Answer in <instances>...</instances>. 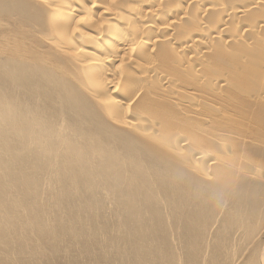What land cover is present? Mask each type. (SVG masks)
I'll list each match as a JSON object with an SVG mask.
<instances>
[{
  "label": "bare ground",
  "instance_id": "6f19581e",
  "mask_svg": "<svg viewBox=\"0 0 264 264\" xmlns=\"http://www.w3.org/2000/svg\"><path fill=\"white\" fill-rule=\"evenodd\" d=\"M35 1L39 4V7L40 6L44 7V9L46 10V13L48 14L46 18L44 17V19H45L46 23H47V20H48L50 22V24L52 25L51 27H48L49 28L48 30H50L51 34L50 35H46L45 34L43 36L44 40L49 42L48 46L50 45L52 48H54V50L53 49H49L48 50L46 48L47 52L51 56H52L51 52L54 53V54L58 52V53H60L61 57H59L58 53H57V55H54V56H58V58H62L61 61H64V60L68 61L69 60V63H70V59L62 57V56L66 57L67 56L66 54H69V56L72 57L71 60L76 63V69H75L76 70V74L74 76H71V77H69L66 74L68 77H65L63 74L66 73V70H65L64 73L63 72L60 73V71H62L64 69L60 70V68H58L59 65L56 66L53 63L54 62V58L51 59V62L53 61L52 63L50 62V60L48 61L49 55L46 52V56L48 57V59L47 58L46 59H47V61L49 63H51V64H49L50 66L47 67V65H46L47 61L45 62V58H44L45 57V52L43 50H42V53L43 52L44 53L42 54L39 51L35 52V50H31V49L29 50V48H23L22 46H20V50H23V51H20L19 50V45L20 44H17V41H20V40H18L20 38H18L17 40L15 39L17 45H15V42L14 43L12 42L13 40H11V42H10V40L9 41L7 40L8 42H6L5 45H3L2 48H0V79L5 81V84H6L5 87L4 86H0V156L2 154H4V155H6V157H9L8 159H5L6 162H5V160H1L0 164H2V166H6L7 169H10V172H11L12 175H13V172L16 175V176L15 175L12 176V175H10V173L7 174L8 173L7 172L6 175L8 176V180H10V178H9V175H10V177L11 176L14 177V180L18 181V178H20L19 180H23L24 181L22 183V185H21V186H23L22 190L20 189V186H19V190H16V192H17L16 195L19 194L20 196H22L24 194H27V196H29L30 195L29 191H27L26 189H24V191H23V188H26L27 186L30 187V185L33 186V184L39 183L40 178L38 177V173L37 172L46 171L47 170V169L43 170V165H41V163L46 161V160H44L45 156L48 155V157L50 159V161H49V163H50L51 160L53 161V159L57 160V158H58L57 154L60 152L61 155H59V156L63 157L62 161L59 158V160L61 162V166H63V170H61V171H64V173H67L68 177L70 179H75V180H79V181L81 179L85 180L86 184H91V182L96 181L98 178H99L98 181L100 182V179L105 178V177H107V178L104 179V180L102 179L104 182L101 181L103 184H100V185H102V186L104 185V183H105V186H106L107 182L110 183L111 181H114L115 182L114 184L110 183L111 187H113L112 185H116L118 183L120 185H118V186L116 185L117 187L122 186V185H127V186L129 185V187L131 189L132 188L135 189V187H136L137 190H139L137 188L139 185L136 186V183H139V184H141L143 182L145 183L147 180L152 182V183L153 182L156 183V181L159 180V182L163 183V186L165 185L167 187V189L165 191V193L167 192V195H165L166 199L164 198L165 196H163L165 194L164 192L161 193V194H163L162 195L163 198H162L161 195H159V192H161L162 190L159 191L160 189H158L159 188L158 186H156V190H154L152 188L154 191H150V193H146V194L149 195L151 198H157V201L160 200V201L156 202V205L164 204L163 206H165V205L167 206V210H168L167 211V219L165 218L166 216H164L165 215L164 214L162 216L164 218H161V219H158V220H161L160 221L161 225L165 224V223L169 224V228L170 229L169 228L168 229L170 230V233H171V236H172L173 240L171 239L172 243H167V244H171L170 255H169L170 256V261L169 262H171V260H172V264H176V261L178 262V264H264V34H261V36L258 37V35L260 34L259 31H261L259 29L263 28V33H264V23L262 25L260 24L259 26L256 23L255 25H257V27L254 26L255 28L253 26L251 28V26H250V28L252 30H253V28L254 29H258L257 31L253 30L254 31L253 34H256L255 32H257V34L255 35L257 37H252L250 40L248 39L249 41L245 40L247 42L244 41V38L238 39V40L244 41L245 44H243L242 41L241 42L238 41L237 49H236L235 53L233 54L234 58H233V67H232V69L229 70V71H226L224 73L222 72L221 74H219V76L217 77L216 85L214 87L212 86L213 89H210L209 91H206V93H207L206 96H205V93H204L203 100H202V107H201L202 108V112L200 113L201 114L200 116H202L201 121L200 120L198 121V120H195V119H193V121H192L190 119H187V121L188 120H190V121H188V123L185 122V123H187L186 125L183 124V126H185V128L183 127L184 128L183 139H182V136H180V135H178V136L181 137L180 139L183 140L182 142H184V143L181 142L182 144H184L183 146H185V148H183L184 151L183 152L181 151L182 153L177 154V155L170 152L169 153V157L167 156L168 157L167 160H166V158L163 159L162 156L161 157L158 156L159 158H157V159L161 158L162 160H164V161H162L160 159L163 163L165 162V160L168 161V163H169V165H168L169 168H168V172H167V179H166V177L165 178L163 177L165 175H161L159 172H156V169L154 168L155 166H153V167L151 166L149 168L148 166H146L144 164V162H141L138 159H137V161H132V160L129 159L130 153L128 154L129 157L126 158L124 155H122L120 153L121 151H115L114 149L110 148L109 146H107V147L103 146V143H100V141L95 140L93 135L87 136V135H83V134L81 135L80 133L75 135V136H78V135L83 136L82 139H85L84 143H83V141L80 142L81 139H80V141L78 139H75V140H78V141L73 140L72 137H75V136L66 135L65 132H63V130H62L63 128L62 129L61 128L57 129V128H55L53 126V125H56L57 123L56 124L55 123L52 124L53 123L52 121L58 122L57 120H55L54 113H52L53 114V118H54V120H52V118H51V120H52L51 122L52 123L46 122V121H48V119H46V118H45L46 121H44L45 119L43 120V118H42V116L45 115V113H44V115H42L44 109H42V107L37 104L38 103L37 100L39 99V97L41 99V98H43L41 96H43L45 94V92H44L43 95H40L39 94V90H42V88H43L42 86L45 85V87L48 86L50 88V90H51L50 91V95H51V97L53 96V99H54L53 101H55L57 99V101L59 100L60 103L62 102V103L67 104V106H70V109H72L71 107H76L77 110H78V108L79 109L82 108L81 109V113H83V111L85 112V110H83V109H85V107L87 109V106H85L84 103H82V102H85V104H88V102H90V100L89 101L85 100V101L81 102V100L79 101V99H81V98L77 97L76 95L77 94L78 95H82V93L84 92L91 98V100H92L91 102L92 103L94 102L96 104V106L99 109H101L106 115L108 114L112 118V120L115 119V118H118V116L127 114V112H126V110L124 108L123 109L125 110V113H123V112L121 113V111H122L121 109L122 108H116L117 105L114 104L115 101L114 102H110V100L111 101L114 100L113 98L111 99V96L115 92L116 87L118 86V84L120 83V82L118 83V81H120V79H118V78L121 77L120 74H118V76H119L118 78L115 77V75L121 71L122 67L124 66L123 64L126 63V62H129V60H130L129 59L130 57L128 56L129 54L127 55L129 58L128 57L126 58V54L128 52L130 53L131 50L134 51L137 48L140 49V47L142 46V45H140V47H138L136 45V43L134 42L135 40L137 42V39H139V37H138L139 35L138 34L140 32L138 33V31L137 32L135 31L136 36L138 38L137 39L133 38V36L135 37V35H134L135 33H134L133 27H134V25L136 26V24L138 25V23H139V21H138V23H136L137 22L136 19H138L139 16H136L137 12H135V11H137V9H134V7L135 6L137 7L138 5H135L134 7L132 5L131 10L128 8V11L125 10L126 8H123V7L120 9V10L124 9L127 12H131V11L134 10V12H135L134 16L137 17V18L134 17V19L136 20V22H135L136 24L134 23V25H131L132 29H133V30H131L130 24H132L133 22L129 23V20H126V19H128L126 16L127 15L129 16V14L126 15L125 14L126 12L124 13V10L121 12L118 9L120 12L118 10L115 12L112 9H110L108 7V4L111 1L110 2L106 1V2H108L107 5H106V3L102 2V3H104L103 4L104 7H102V8L100 7V6H102V4L98 3L101 0H35ZM136 1L137 0H135V2ZM146 1L143 0V2H145V3L141 2V4H140L141 5V9L144 8L143 7L144 5L145 6L148 5V4L146 5ZM153 1L154 0H151V2H153ZM175 1H177V0H175ZM181 1L180 2L178 1V2L182 3ZM185 1H184V3H185ZM198 1H200V4H201V0H198ZM210 1L212 3H210L209 7L211 8V4H213L214 1L213 0H210ZM219 1H217V2L219 3ZM251 1H253V0H250L249 2L251 3ZM261 1H264V0H261ZM130 2H131V0L129 1V4H130ZM195 2L198 3L196 0H195ZM195 2H194V4H196ZM204 2L202 0V3H204ZM220 2H221V4L216 3V5L219 6V7H220V5H223L222 1H220ZM249 2L246 4V5H248V7H249V4H250ZM256 2L257 1L255 0L252 3H256ZM258 2L256 3L257 5H259ZM139 3L140 2L138 1V4ZM142 3H143V5H142ZM205 3H207V1ZM205 3L203 4V8H204ZM208 3H209V1H208ZM208 3H207V5H208ZM200 4H197V6L200 5ZM19 5H21V4H19ZM28 5L30 6V4H27V9L28 10L27 9L25 10L26 13L29 10L31 12L32 11L31 9L33 8V6H32L31 9H30L28 7ZM33 5H35V4L33 3ZM115 5H116V3H115ZM154 5L152 3L151 6H154ZM178 5H180V4H178ZM213 5L214 6H212V7L215 8L216 7L215 4H213ZM231 5L233 6L234 4H231ZM257 5H256V7H257ZM109 6H111V4H109ZM156 6H157V4H156ZM242 6H243L242 8H246V9L248 8L247 6H245V3ZM97 7H100L102 9V10H100L101 11L100 14L103 17V19L101 18L103 22L102 23L99 22L100 26H102V24H104V26H109L110 27V25L113 22H115V23L118 22V20L120 18L119 15H122V13H124L126 15L125 16L126 19H125L124 22L121 23V21H123L124 15L122 16V19H120V23H119L120 27L117 26L118 24L112 26V27H116V28L118 27L116 29L117 30L116 33H115L116 30H114V32H113L114 34H110L109 35V34L106 33L107 34L106 35L105 32H103V29L101 30V28H98V25H97V28H96V26L95 27L89 26L90 24H94V20H93V22L90 21L92 19L89 20V15L90 14L93 15L92 11L94 9H96ZM111 7H113V6H111ZM200 7H202V6H199V8ZM147 8H148V6H147ZM147 8H146V10H148ZM151 8H153V7H151ZM225 8H227V7H225ZM229 8H231V7H229ZM229 8L227 9V11L229 10L228 13H231L230 10L232 8H234V7H232L231 9H229ZM149 9H150V6H149ZM183 9H185V8L184 7L182 8V6H181L180 10H182V11H181L180 14H183L182 13ZM186 9H188V8H186ZM246 9H244V10H246ZM250 9H251V7H250ZM40 10H39V12H40ZM42 10H41V14L40 15H42ZM159 10H160L159 7H157L156 9H151L149 12L146 11L145 12L146 15L145 14L144 15L146 16V18L149 17L150 19H154V18H156L157 13L159 12ZM169 10L171 11V8H169ZM173 10H174V8H173ZM207 10H208V8H207ZM238 10L239 9H237V11ZM240 10L242 11L241 8H240ZM144 11H143V13H144ZM176 11L177 10H175L174 14L172 12V14L175 15ZM178 11H179V9H178ZM202 11H205V10L203 9ZM227 11L225 10L224 12L227 13ZM231 11H233L234 13L237 12V11H235V9H232ZM241 11H238V12H241ZM30 12H28L27 14L31 15L32 13L30 14ZM36 12H38V11H36ZM179 12H178V14H179ZM118 13H121V14H118ZM138 13H141V12L138 11ZM204 13H206V11ZM232 13L230 15L231 18H232ZM241 13L243 14L244 11L241 12ZM33 14H34V12H33ZM185 14H186V12H185ZM222 14H225V13L222 12ZM28 15H25V16H27L26 18H28ZM44 15L45 14L43 13L42 17ZM101 15H100V17H101ZM160 15L162 16V14H160ZM168 15H167V19H168ZM173 15H172V18L174 17ZM183 15H179V16H183ZM216 15H218V14H216ZM228 15L226 14L225 17L228 16ZM132 16H133V14H132ZM142 16H143V14H141V17ZM236 16H237V14L235 15V17ZM10 17H11V15H10ZM177 17H178V15L176 17H174V18H177ZM37 18H39V17L37 16ZM98 18H99V15H98ZM216 18L218 19L217 16H216ZM219 18H220V16H219ZM228 18H230V17H228ZM25 19H24V21H25ZM30 19L31 18L29 17V21H30V23H32ZM34 19L35 18H33L32 20H34ZM101 19H99V20H101ZM134 19L132 18L133 21H134ZM160 19H161V17H160ZM162 19H163V16H162ZM19 20L20 19H18V21ZM157 20H159V19H157ZM178 20L175 19V21H177V22H178ZM191 20L194 21V19H191ZM24 21L21 20V22H23V23H24ZM26 21H27V19H26ZM130 21H131V19H130ZM167 21H169V19ZM221 21H222V24H223V16H222V20ZM226 21H231V20H227L226 19ZM226 21H225V23H226ZM34 22H36V21H34ZM90 22H92V23H90ZM164 22L166 24V21H164ZM95 23L98 24V22H95ZM199 23H200V25H203V24L205 25V23H203V24H201V22H199ZM235 23H236V21H235ZM235 23L233 25H237ZM237 23H239V22H237ZM243 23H244V21H243ZM258 23H260V22H258ZM50 24H49V26H50ZM219 24L220 23L218 22V25ZM21 25H23V24H21ZM31 25H34V24L32 23ZM157 25H155V24L153 25V23L151 24L149 20L145 19L143 24H142V29L143 30L148 29L150 31H153L154 35L157 34V37H158V33H156V32H157V30L159 31V29H160L161 32H165V36H166L167 31L170 30V26H167L168 25L167 24V25H165L166 27H161V26H159L161 24H159L158 25L159 28H156ZM200 25H199V27H200ZM216 25H217V23H216ZM206 26H208V25H206ZM27 27L28 26H25L24 28H27ZM109 27L107 29L108 32H109L110 29L112 31V27L111 28H109ZM209 27H211V26H208L207 29H209ZM223 27L221 28L222 30H223ZM250 28H248L249 31L251 30ZM39 29L41 30V27ZM45 29H46V27H45ZM104 29H105V27H104ZM202 29H203V27H202ZM202 29H201V31H203ZM221 29H220V31H222ZM237 29H239V28H237ZM107 30H105V31L107 32ZM124 30L130 31V34L131 33L132 34L130 35V34H128L129 33L128 31L126 32ZM143 30H141V31H143ZM211 30H212V28L210 29V31L207 30V32H210V33L215 32V31H217V28H215L214 31H212V32H211ZM218 30H219V27H218ZM27 31H28V28H27ZM30 31H32V30H30ZM30 31H29V34L31 35ZM124 32H126L129 36L128 35L126 36V33H124ZM244 32H245V30H244ZM18 33H19V31H18ZM21 33H22V30H21ZM142 33H144V32H142ZM168 33H169V31H168ZM195 33H197V32H195ZM199 33H201V35H202V32H199ZM217 33H218V31H217ZM250 33H252V32H250ZM14 34H16V33H14ZM57 34L61 36V40L62 39L64 40L62 42L63 43L66 42L67 45L63 44L61 42L62 45H63V47H61L60 44L57 43V42H60V39H58L59 41H57ZM124 34H125V36H124ZM208 34L209 33H207L206 35H208ZM212 34H209L208 36H210ZM216 34H215V36L213 35L215 38H216ZM219 34H222V33L219 32ZM32 35H31V39H32V37H34ZM150 35H148L147 37H149ZM197 35H199V34L197 33L195 35L196 38H197ZM234 35H235V33H234ZM236 35H238V34L236 33ZM18 36H20V35L18 34ZM24 36L26 37V35H24ZM141 36H143V35H141ZM188 36H189V34H188ZM213 36H212V38H213ZM218 36L220 37V35H218ZM247 36H248V34H247ZM14 37L16 38L17 36H14ZM14 37H13V39H14ZM202 37H204V36H202ZM232 37H234L233 34H232ZM237 37H235L236 40H237ZM28 38H27V40L29 41ZM204 38H203V41H205ZM212 38H209V39L213 40ZM220 38L222 39V37H220ZM220 38L218 40H220ZM238 38H240V37H238ZM74 39L77 40L76 42H78V39H80L81 41L80 40L79 41L81 42V44L77 45V43L73 41ZM148 39L151 40L152 38L149 37ZM173 39H175V37ZM188 39H191V41L188 40ZM192 39H193L192 37L191 38L187 37L186 40L184 41L185 42L184 44L186 45L188 41L192 42ZM229 39H230V37H229ZM233 40H234V38H233ZM25 41L26 40L24 39V42ZM154 41H157V40L154 39ZM196 41H197V39H196ZM203 41H202V39H201V42H200V40H198V42H200V43H203ZM73 42L76 43V44H72ZM139 42H141V41H139ZM180 42H177V43L182 44ZM220 42L222 44H224L223 41H220ZM22 43H23V41H22ZM22 43H21V45L24 44V43L23 44ZM32 43H34V42H32ZM36 43H37V41H36ZM143 43H144V41H143ZM155 43H153V47L154 48L156 47L154 45ZM170 43H173V41L170 42ZM174 43H176V42H174ZM25 44L27 46V42H25ZM30 44H31V42H30ZM69 44H70V46L72 45V48L70 46H68ZM144 44H143V46H144ZM195 44H197V45H193L192 44L193 45L192 48L191 49L189 48L192 52H193L192 49L196 50V48H193V47H198L199 46L198 43H195ZM151 45L152 44L150 43L147 46L152 47ZM203 45H206V44L203 43ZM143 46L141 48H143ZM21 47H22V49H21ZM146 47H145L144 50L147 49ZM180 47H183V46L180 45ZM32 48H34V47H32ZM139 49H137V50H138L139 53H141L142 51L140 50L141 51L140 52ZM185 49H186V47H185ZM207 49H209V48H207ZM222 49H223V47H222ZM179 50H180V48H179ZM182 50L183 49L181 48L180 52ZM134 52H137V51H134ZM144 52H146L145 54H147L148 51H143V53ZM188 52H190V51H188ZM178 53H179V51H178ZM186 53H187V50L183 54H186ZM179 54H181V53H179ZM147 55H148L147 57H146V55H145V57H144V55H142V56L144 58L149 59V56L151 55V53H149ZM178 55H177V58H178ZM135 56L137 57L138 55H135ZM151 57L153 58V56H151ZM156 57H155V60L157 61ZM131 58L134 59L133 57H131ZM185 58H186V56H185ZM141 59H143V58L141 57ZM131 60H130V62H131ZM150 60H152V59H150ZM150 60H148V62ZM132 61L134 62V60H132ZM144 61H145V59H144ZM144 61H142V62H144ZM67 64H68V62H67ZM150 64H153L152 61H151ZM154 64H155V62H154ZM139 65H140V63H138L137 66L136 65H134V66L138 67ZM150 66H148V70H149ZM200 66L202 67V65H200ZM144 68L146 69V67H144ZM190 68H191V66H190ZM139 69L141 70V68H139ZM152 69H155L154 71L158 70L156 68H152ZM95 71H97V73ZM137 71H139V70H137ZM147 73H148V71H147ZM147 73L145 72L146 75H148ZM142 74H144V73H142ZM165 75L166 74H164V76ZM148 76H150V75H148ZM160 76H162V75H160ZM141 77H143V76H141ZM167 77L168 76L166 75V78ZM136 78H138V77L135 76L133 79H136ZM130 79H132L131 76H130ZM172 79L173 78H171L170 82H172V84H175V82H174L175 79H174V81ZM142 80L145 81L144 78ZM161 80H162V78H161ZM166 80H168V79H166ZM3 81H1V82L3 83ZM163 81H164V79H163ZM170 82L168 81V83H169L168 84L167 81H166L168 86L169 85L171 86ZM28 84L31 87L30 90H29L30 87L28 86ZM40 87H42V88L39 89ZM46 89H47V92H48V88H46ZM44 90H45V88H44ZM70 90L71 91L73 90V91L70 92ZM161 90H163V89H161ZM74 91H75V93H74ZM79 91H81L82 93H80ZM135 92H133V94ZM17 93H19L18 95H20L21 98L20 97L18 98L16 96ZM28 94H31V95L34 96L35 101H36L35 103L37 104V105H35V103H34L35 106L32 105L33 104V99H32V104H30L31 110H30L29 104L25 103L24 101H22V99L23 100L24 99L27 100V98L30 97V96H28L26 98V95H28ZM46 95H48V93ZM130 95L132 96V93ZM141 95H142V93H141ZM22 96L24 98H22ZM54 96H55L56 99L54 98ZM49 98H50V96H49ZM50 99H52V98H50ZM50 99H49V101H51ZM151 100H155V99H151ZM49 101L47 100V103ZM119 101L117 103L118 107H121V106L123 107V104H127V102L126 103L122 102V104H121V103H119ZM128 102H130L129 106H131L130 105V104H132L131 100L128 101ZM111 103H112L113 106L111 105ZM50 104L53 105L52 103H50ZM119 104L121 106H119ZM80 105H83V106H80ZM32 106H33V109H32ZM93 106H95V105H93ZM89 107H91V106L89 105ZM113 107H115V108H113ZM124 107L126 108V105ZM47 108H49V103H48V107ZM52 108H54V107H52ZM55 108H57V106ZM129 108L127 110L129 112L128 114H130ZM117 109L121 110V111L119 110L121 114L118 113ZM55 110H57V109H55ZM77 110L73 109V111H77ZM62 112H63V110H62ZM67 112H68V110H67ZM152 112H154L156 115L160 116L159 113H157L155 111H152ZM57 113H58V110H57L56 114ZM96 113L98 114L99 112L97 111ZM116 113H118V115ZM85 114H87V112H85ZM72 115H75V114L72 113ZM65 116H66V114H65ZM100 116H101V114H100ZM109 116H107V117H109ZM137 117L139 118V116H137ZM152 117H153V115H152ZM58 118H59V115H58ZM61 118H62V116H61ZM120 118H122V116ZM133 118L135 119L136 117H133ZM143 118H144V116L142 117V119ZM82 119H83V117H82ZM122 119L123 120H121V121H119L120 120L119 119L118 122H120L121 124H123L124 126H127V127H135L134 126L135 124H134L133 121L130 122L131 120L129 121L127 118L126 119L128 121H126L124 118H122ZM144 120H145V122H142V120H141V122L143 123V126H145V123L147 122L148 119L146 120V118H145ZM151 120L152 119L149 120L150 124L153 122V120L152 121ZM134 121L137 122L139 120H134ZM172 121H173V119H172ZM68 122H69V120H68ZM155 122L152 123V126H153V124L154 125L156 124ZM178 122H179V120H178ZM182 122H183V120H182ZM137 123H140V122H137ZM149 123L147 122L146 126ZM162 125H163V123H162ZM178 125H179V123H178ZM178 125L177 126L175 125V127H179ZM143 126H142V128H144ZM70 127H72V126H70ZM147 127L151 128V125L147 126ZM147 127L144 128V129L145 130L148 129ZM156 127H158V126L156 125ZM103 128H104V130H102V131H105V127H103ZM135 128L139 129V126H136ZM144 129H141V130H144ZM149 129H148L147 132L144 130L146 132V134L150 131ZM179 129H180V127H179ZM65 130H67V128L64 129V131ZM159 130H160V128H159ZM17 131L21 132V133L23 132L24 135L22 134L21 137L18 136L16 134ZM97 131H98V127H97ZM155 131H156V129L155 130L151 129L150 132L153 134V133H155ZM14 133L18 137L15 138V136H12V138L14 137V139H11V135L14 134ZM156 133H157V131H156ZM146 134H144L143 136H145ZM149 134L150 133H148V135ZM25 135H27V136H25ZM148 135H146V136H148ZM22 136H24L25 138L22 137ZM151 136H148V137H151ZM178 136H176V137H178ZM61 137L62 138L65 137L66 141H68V142L65 143V142H63V140H62V142H60L61 141V139H60ZM96 137H98V136H96ZM106 137H107V135H106ZM155 137H156V135H155ZM159 137H160V135H159ZM111 138L113 139V137H110V139ZM153 138L154 137H151L149 139L147 138L148 141H149V142H147V144H149L150 146H152L155 149V147L157 148V145H156V142L154 141ZM57 139H58L59 143H57ZM175 140H177V139L175 138ZM64 141H65V139H64ZM85 141H86V143H85ZM157 141L160 142V140H158V139H157ZM125 142H127V141H125ZM159 142H157V144ZM18 143H20L21 146L25 145V147H23L24 149H22L21 146L19 148ZM182 144H181V146H182ZM169 145L173 146L172 144H169ZM128 146H130V145H128ZM2 149H6V150L5 151H1ZM27 149H28V151L30 149L31 152L29 151L30 153H28V152L26 153ZM135 149H136V147H135ZM146 149H148V148H146ZM140 151L141 150H139V152ZM150 151H149V153H150ZM170 151H172V149ZM131 152H132V150H131ZM85 153H87V154L89 153V154L93 155L92 159H94L96 161L92 160L91 162H93V163L95 162V165L93 163H91L90 161L87 162L88 159L87 160L85 159L86 158V156H85L86 154ZM154 154L155 153H153V156H154ZM51 155H52V157L50 158ZM157 155H159V154H157ZM173 156H175V157H173ZM133 157H134V155H133ZM25 159H27V161ZM131 159H133V158H131ZM29 160H32L33 161V162L31 161L32 164L36 165L35 168H29L32 171V172H30L31 176H27V175H24V174H19L20 172L18 173V171H20V170H18L17 167H19V165H21L22 162H24V161L28 162V164H29V162H30ZM134 160H135V158H134ZM89 162L91 163V165H89L90 164ZM76 163H78V166L81 167V170H80L81 175L80 174L78 175L76 173L77 171L75 172V169H73L75 167H73V168L71 167L72 165L73 166L76 165V167H77ZM45 164H48V162L45 163ZM23 165H25V164H23ZM165 165L166 164H164V166ZM39 166H40V170H39ZM157 167H159V166H157ZM3 168H5V167H3ZM121 168H124V169H121ZM27 169L25 168V170H27ZM120 169L121 170H125L126 169L128 171L130 169L131 172H132V170L136 171V172H139V175H134L133 176V174H132V176H131V174H129L131 176V178H134L131 181L130 178H129L130 180H128V177H127L128 172H125V171L122 172ZM76 170H77V168H76ZM146 170H147V172L152 171L153 178H151V176H150L151 174L149 176L146 175ZM27 171H25V172L27 173ZM103 172H105V173H103ZM42 173L43 172H41V174ZM45 174H46V172H45ZM19 175H20V177H19ZM28 175H30V174H28ZM42 176H44V175H42ZM60 177H61V175H60ZM28 178L31 179L30 181H32V182H30V183H33V184L28 185V183H26L27 181H25V180L26 179L28 180ZM8 180L6 179V180L3 181L4 182V184H3L4 186H7V187L10 186L11 183ZM151 180H154V181H151ZM58 182L60 183V181H58ZM80 182H82V181H80ZM99 182H97V184H99ZM132 183H134L135 186L133 185V187H131L130 184L132 185ZM82 184H85V183L82 182ZM143 184H141V187H142ZM42 185H41V187H42ZM92 185H90V186H92ZM145 185H146V183H145ZM80 186H82V185H80ZM83 186H86V185H83ZM116 186H115V188H116ZM127 186L125 188H127ZM149 186H151V185H149ZM7 187H6L7 190L2 193L3 197L5 198V202L11 203L13 205V207H15L16 213L18 211H19L18 213H20V209L22 207L25 210V205L26 204H25V202L22 201L23 199L20 196L18 197V195H17V197H16V195L14 196V192L12 190H14L15 187H14V189L13 188L10 189V188H7ZM95 187H98V185H96ZM166 187H164V188H166ZM84 188H87V187H84ZM115 188L113 187L112 191L115 194H119V193H117L118 191H116V189L118 190V188H116V189ZM140 189L142 190V188H140ZM101 190H103V189H101ZM110 190H111V188H110ZM120 190H119V192L121 193ZM126 190L127 189H125V191ZM35 191H37V186H36ZM106 191H107V194H108V190H106ZM112 191H110V192H112ZM130 191L131 192H129V191L128 192H123V188H122V192L123 193L121 195L119 194L118 196L116 195L118 197V198H116V200H118V201H116V202H118L117 205L120 204V207L125 210V214H126V218L125 219L122 216L123 218L121 219L122 221H120L119 225L121 227L126 226L125 228H127L129 226L132 227L134 225L132 223L133 221H136L137 223H140L139 222V216H141V211H139L141 209L140 206L137 208V206H135V203H134V202H136V198L139 197V194L141 192L140 191H139V193L135 192L136 193L135 194V193H132V190H130ZM39 192H41V191H39ZM87 192L89 193V190ZM142 192H143V190H142ZM32 193H34V192H32ZM41 194L42 193H40L39 195H41ZM34 195H35V193H34ZM24 196H26V195H24ZM111 196H112V194H111ZM30 197H32V195ZM143 197H145L144 194H143ZM158 197H160L162 200L158 199ZM35 198H37V197H35ZM103 199H104V197H103ZM1 200H2V202H0V206L3 205V199H1ZM33 200L34 199H32V201ZM35 200H37V199H35ZM55 201H57V200H55ZM137 203H139V202H137ZM143 203H141V204H143ZM34 204H35V202H34ZM56 204H58V203H56ZM153 204H155V203H152V205ZM37 206H39V205H37ZM27 207H29V205ZM32 207L36 211V205H34V206L32 205ZM156 207H159V205L156 206ZM143 209H144V207H143ZM162 209H163V207H162ZM2 210L3 209H0V221H2L3 223L6 222V221L8 222L7 218L8 217L10 218V215H8V214H6L4 212L2 213ZM21 210H23V209H21ZM28 210H29V208H28ZM35 211H33V213ZM149 211L151 212V210H149ZM156 211H155V209L152 208V213H155V214H153L154 216L157 214ZM165 212L166 211H164V213ZM11 214H12V212H11ZM27 214L29 215V213H27ZM36 214H38V213H36ZM160 214H161V212H160ZM34 215H35V213H34ZM21 216H23V215H21ZM160 216L156 217V218H160ZM11 217L13 218L12 215H11ZM30 217H32V215ZM155 217L153 218L154 220H156ZM37 218L38 217H36V219ZM151 218H150V220H152ZM21 219H22V217H21ZM165 219L167 220V222H165L166 221ZM33 220H34V217H33ZM162 220L163 221L165 220L164 221L165 223H162ZM29 222H31V220ZM157 222H156V224L159 223V222L158 223ZM22 223H24V222H22ZM154 223H155V221H154ZM5 225L7 227V225H10V223L5 224ZM12 225L13 224H11V226ZM119 225H117L116 228ZM166 225L167 224H165L164 227H166ZM137 226H139V225H137ZM21 227H24V225H22ZM131 227H130V229H131ZM164 227H160V228L164 229ZM152 228L153 227H151V229ZM11 229H14V228H11ZM134 229L139 233V235L141 233L145 232V231L141 232V230L143 228L142 229H141V227L138 228L135 225H134V228L132 230H134ZM144 229H145V227H144ZM161 229H160V231L163 232V229L162 230ZM18 230H19V228H18ZM127 230H129V229H127ZM169 230H166L167 233H168ZM166 231H164V232H166ZM178 231H180V235L176 236V237H178L176 239L175 238V234ZM11 233H12V231H11ZM5 234H6V232L4 233V236H5ZM9 234H10V232H8V234H6L7 236H5V237H8ZM14 234H15V232H14ZM12 235H11V238H16V237H12ZM142 235H144V234H142ZM149 236H151V234H149ZM149 236H148V238H149ZM156 237L153 235V238H156ZM144 238H146V237H144ZM153 238L151 240H153ZM160 238H162V237H160ZM160 238L158 237L157 240L159 239L161 241L162 239H160ZM168 238H169V236H168ZM18 239H20V238H18ZM136 240H138V239H136ZM157 240H155V241L157 242ZM165 240H167V239L165 238ZM176 240H180V242H181L180 246L178 245V247L175 246V243H177ZM146 241H147V239H146ZM155 241H153V242L156 243ZM6 242H8V239H7V241L5 239V242H3V244L6 243ZM1 244H2V242H1ZM104 244H106V243H104ZM129 244H131V243H129ZM151 244H152V242L150 243V245ZM178 244H179V241H178ZM151 246L154 247L153 245H151ZM157 246H158V244H157ZM157 246H155V247L157 248ZM89 247H91V246H89ZM132 247L134 248V246H132ZM108 249H109V247H108ZM114 249H115V247H114ZM124 249H125V247H124ZM160 249H161V247H160ZM90 250H92V249H90ZM153 250L154 249H152L151 251L152 252H157V251H155L157 249H155L154 251ZM107 251L109 252V250H107ZM127 251H129V250H127ZM160 251H158V252H160ZM166 251H167V249L165 250V252ZM90 252H88V253H90ZM133 252H134V254L136 253L137 256L142 254L141 253L142 251H137V252L133 251ZM133 252H132V254H133ZM121 255L123 256V253ZM121 255H120V257H121ZM124 255H127V252H126V254L124 253ZM146 255H149V254L147 253ZM163 255L164 254L162 253V256ZM167 255L168 254H166V256ZM130 256H131V254H130ZM132 256H131V258L134 259V256L133 257ZM153 256H154V254H153ZM155 256H157V257L159 256V258H161L158 253H155ZM164 256L162 257L163 260H161L163 262H161L160 264L164 263ZM120 257H119V260H120ZM143 257L146 258V256L142 254V258ZM131 258L129 259V262H130ZM139 258H141V256H139ZM152 259H153V257H152ZM134 260H131L132 263H135ZM142 260H145V259H142ZM124 261H126V258H125ZM136 261H137V259H136ZM147 261H149V259ZM158 261L157 262L153 261V263L155 262V264H156V263H158ZM167 262H168V260H167ZM169 262H168V264H169ZM140 263L142 264V261ZM140 263L138 262V264H140Z\"/></svg>",
  "mask_w": 264,
  "mask_h": 264
},
{
  "label": "rangeland",
  "instance_id": "374dc122",
  "mask_svg": "<svg viewBox=\"0 0 264 264\" xmlns=\"http://www.w3.org/2000/svg\"><path fill=\"white\" fill-rule=\"evenodd\" d=\"M25 3H24V2ZM27 0H0V48H2V46L3 45H5V43L6 42H8L9 40H10V42H11V40H13L12 42L14 43L15 42V45H17V44H20L19 45V50H20V46H22L23 48H29V50L31 49V50H35V52H37V51H39V52H41L42 53V50L45 52V62L47 61V59H48V57L46 56V52H47V49L49 50V49H53L54 50V48H52L50 45L48 46V43L49 42H47L46 40H44V35L46 34V35H50L51 33H50V30H48L49 28L48 27H51L52 25L50 24V22L47 20V23H46V21H45V19H44V17L46 18L47 17V13H46V10L44 9V7H42V6H40L39 7V4L35 1V0H28L27 2H26ZM106 1H108V2H110L109 4H111V6H113V7H111V6H109V4H108V2H106ZM130 1V0H129ZM129 1L127 0H101V1H99L98 3L100 4H102V6H100L101 8L102 7H104V3H106V5L108 4V7L110 8V9H112L113 11H117L118 9L120 10L122 7L123 8H126L125 10H127L128 11V8L131 10V8H132V5H133V7L135 6V5H138L136 8L134 7V9H137V11H135V12H137V15L136 16H139L138 17V19H136L137 20V22H136V20L134 19V10L133 11H131V12H127V11H125L124 9V13L127 15V14H129V16L127 15H125L124 13H122V15H119V20H118V22L117 23H115V22H113L111 25H110V27L109 26H104V24H102V26H100V24H99V22H103L102 21V19H103V17H102V15L100 14V10H102L100 7H97L96 9H94L93 11H92V14L93 15H89V20L90 19H92V20H90V21H92L93 22V20H94V24H90L89 26H91V27H95L96 26V28H97V25H98V28H101V30L103 29V32H105V34L107 33V34H114L113 32H114V30H116L118 27H120L119 26V23H120V19H122V16L124 15V18H123V21H121V23L122 22H124L125 21V19H126V17L128 18V19H126V20H129V23H132V24H130V26L131 25H134V23L136 22V23H138V21H139V23H138V25L136 24V26L134 25V27H133V29H134V33H135V31L137 32L138 31V37H139V39H137L138 37L136 36V33L134 34L135 35V37L133 36V38H136L137 39V42H136V40L134 41L135 43H136V45L138 46V47H140V45H142L143 46V44H144V46H143V48H141L140 47V49L139 48H137V49H139V51L141 52V53H139L138 52V50L136 49V50H134V51H137V52H134V51H130V53L128 52L127 54H126V58L128 57L130 60L132 59L131 57H133L134 59H132V60H134V62L131 60V62H130V60H129V62H126V63H124L123 65V67H122V69H121V73L119 72V73H117L116 75H115V77H119L118 76V74H120V76L122 77H119L118 79H120V81H118V86L116 87V90H115V92L112 94V96H111V99L113 98L114 100H110V102H114V104L115 105H117V107L116 108H122L120 111H121V113L123 112V113H125V110H126V112H127V114H124V115H121L122 116V118H124L126 121H130V122H134V126L136 127V126H139V129H136L135 127H127V126H124L123 124H121L120 122H118V120L119 121H121V120H123L122 118H120L121 116H118V118H115V119H113L112 120V118L107 114H105L101 109H99L97 106H96V104L93 102H91L92 100H91V98L86 94V93H82L81 91H79L80 93H82V95H76L77 97H80L81 99H79V101L81 100V102L82 101H85V100H87V101H89L90 100V102H88V104H85V102H82V103H84V105L85 106H87V109H86V107H85V109H83V110H85V112H87V114H85V112L83 111V113H81V109H79L78 108V110H77V108L76 107H71L72 109H70V106H67V104H65V103H60V101L58 100L57 101V99L55 98V96H54V98L56 99L55 101H53L54 99H53V96L51 97V95H50V88L48 87V86H46L45 87V85H43L42 87H40L39 89H41L42 88V90H39V94L40 95H43L44 94V92H45V94L43 95V96H41V97H43V98H41L40 99V97H39V99L37 100V104L38 105H40L41 107H42V109H44L43 110V113H42V115H44V113H45V117L44 116H42V118H43V120L46 118V119H48V121H46V119L44 120V121H46V122H48V123H52V124H56V125H53L55 128H63L62 130H63V132H65V134L66 135H73V136H75V135H77L78 133H80L81 135L83 134V135H87V136H91V135H93L94 136V139L95 140H97V141H100V143H103V146H105V147H107V146H109L110 148H112V149H114L115 151H121L120 153L122 154V155H124L126 158L127 157H129V159L130 160H132V161H137V159L138 160H140L141 162H144V164L146 165V166H148L149 168L152 166H155L154 168L156 169V172H159L161 175H165V176H163L164 178L166 177V179H167V172H168V168H169V163H168V161H166L167 160V158L169 157V153L171 152V153H173V154H180V153H182L184 150H183V148H185V146H183L184 144H182V143H184V142H182L183 140H181L180 138L181 137H179L178 135H180V136H182V139H183V131H184V128H185V126H183V124H187L188 123V121H190V120H192L193 121V119H195V120H200L201 121V119H202V116H200L201 114V112H202V100H203V96H204V93H205V96L207 95V93H206V91H209L210 89H213V87L216 85V81H217V77L219 76V74H221L222 72L224 73V72H226V71H229V70H231L232 69V67H233V54L235 53V51H236V49H237V45H238V41H242V40H238V39H241V38H244V41L245 40H247V41H249L252 37H257V36H255L256 34H257V32H255L256 34H253L254 33V31L253 30H255V31H257L258 29H254L255 27H257V25L259 26L260 24L262 25L263 23H264V1H261V0H256L257 2H258V4L259 5H257L256 3H252L253 1H255V0H253V1H251V3L249 2L250 0H220V1H222V3H223V5H220V7L219 6H217L216 5V3H218L217 1H219V0H213L214 1V3L213 4H215V6L217 7H212V6H214L213 4H211V8L209 7V5H210V3H212L210 0H203V2L205 1H207V3H208V1H209V3H208V5H207V3H205V5H204V8H203V4L204 3H202V0H201V4H200V1H198V0H196L198 3H196L195 2V0H177V1H175V0H154L153 2H151V0H144V1H146V5L148 6V8H147V6H143L142 8L143 9H141V2H143V0H137L136 2H135V0L133 1V0H131V2H130V4H129ZM135 3H133V2ZM138 1L140 2L139 4H138ZM169 1V2H168ZM181 1L182 3H179V2ZM184 1H185V3H184ZM189 1V2H188ZM192 1V2H191ZM219 1V3L218 4H221V2ZM251 4H249V7H248V5H246L248 2ZM30 2V3H29ZM102 2H104V3H102ZM114 2V3H113ZM191 2V3H190ZM194 2L196 3V4H194ZM239 2V3H238ZM242 2V3H241ZM247 2V3H246ZM33 3L36 5H33ZM97 3V4H98ZM115 3H116V5H115ZM118 3V4H117ZM143 3H145V2H143ZM143 3H142V5H143ZM152 3H153V5L156 3L157 4V6H156V4L154 5V6H151L152 5ZM227 3V4H226ZM244 3H245V6H247L248 8L246 9V8H242L243 6L242 5H244ZM262 3V4H261ZM19 4H21V5H19ZM27 4H30V6L28 5V7L31 9V7L33 6V8L31 9L32 11L30 12V10L28 11V12H30V14L31 15H28L27 13H26V9H27ZM32 4V5H31ZM122 4V5H121ZM178 4H180V5H178ZM194 4V5H193ZM197 4H200V5H198L197 6ZM231 4H234L233 6L231 5ZM255 4V5H254ZM26 5V6H25ZM140 5V6H139ZM193 5V6H192ZM241 5V6H240ZM256 5H257V7H256ZM38 6V7H37ZM125 6V7H124ZM128 6V7H127ZM149 6H150V9H149ZM180 6V7H179ZM181 6H182V8L184 7L185 9H183V14H180L181 13V11L182 10H180L181 9ZM199 6H202V7H200L199 8ZM208 6V7H207ZM253 6V7H252ZM24 7V8H23ZM35 7V8H34ZM151 7H153V8H151ZM157 7H159V12L157 13V16H156V18H154V19H150L149 17H147L146 18V11L147 12H149L151 9H156ZM179 7V8H178ZM224 7V8H223ZM225 7H227V8H225ZM229 7H234V8H232V9H235V11H237V9H239L238 11H241L240 10V8L242 9V11L241 12H243L244 11V13L242 14L241 12H233V11H231L232 9L231 8H229ZM240 7V8H239ZM250 7H251V9H250ZM37 8V9H36ZM42 10V15H43V13L45 14L43 17H42V15H40L41 14V10ZM99 8V9H98ZM146 8L148 9V10H146ZM169 8H171V11L169 10ZM173 8H174V10H173ZM179 9V11H178V9ZM186 8H188V9H186ZM206 11V13H204L205 11H202L203 9ZM207 8H208V10H207ZM223 8V9H222ZM231 9L230 10V12L232 13V18H231V13H228L229 12V10L227 11V9ZM258 8V9H257ZM260 8V9H259ZM140 9V10H139ZM202 9V10H201ZM244 9H246V10H244ZM262 9V10H261ZM10 10V11H9ZM12 10V11H11ZM28 10V9H27ZM39 10H40V12H39ZM45 10V11H44ZM118 10V11H119ZM123 10H120L121 12L123 11ZM145 10V11H144ZM175 10H177L178 12H179V14H178V12L176 11V14L175 15H173L174 13H175ZM188 10V11H187ZM210 10V11H209ZM227 11V13L226 12H224V11ZM249 10V11H248ZM36 11H38V12H36ZM119 11V12H120ZM138 11H140L141 13H138ZM143 11H144V13H143ZM193 11V12H192ZM208 11V12H207ZM217 11V12H216ZM33 12H34V14H33ZM164 12V13H163ZM169 12V13H168ZM172 12H173V14H172ZM185 12H186V14H185ZM191 12V13H190ZM197 12V13H196ZM201 12V13H200ZM203 12V13H202ZM220 12V13H219ZM222 12L223 13H225V14H222ZM97 13V14H96ZM171 13V14H170ZM239 13V14H238ZM241 13V14H240ZM2 14V15H1ZM118 14H121V13H118ZM132 14H133V16H132ZM141 14H143V16L141 17ZM145 14V15H144ZM160 14H162V16H163V19H162V16L160 15ZM168 15V19H169V21H167L168 19H167V15ZM204 14V15H203ZM216 14H218V15H216ZM220 14V15H219ZM228 15V16H226L225 17V15ZM237 14V18L235 17V15ZM10 15H11V17H10ZM25 15H28V18H26L27 16H25ZM98 15H99V18H98ZM100 15H101V17H100ZM172 15L174 16V17H176L177 15H178V17L177 18H172ZM179 15H183V16H179ZM223 16V24H222V16ZM32 16V17H31ZM37 16L39 17V18H37ZM96 16V17H95ZM126 16V17H125ZM161 17V19H160V17ZM188 16V17H187ZM216 16L218 17V19L216 18ZM219 16H220V18H219ZM234 16V17H233ZM24 17V18H23ZM29 17L31 18L30 20H31V22L35 25H31L32 23H30V21H29ZM42 17V18H41ZM91 17V18H90ZM170 17V18H169ZM225 17V18H224ZM228 17H230V18H228ZM27 19V21H26V19ZM33 18H35L34 20H32ZM102 18V19H101ZM132 18L134 19V21L132 20ZM135 18H137V17H135ZM182 18V19H181ZM198 18V19H197ZM202 18V19H201ZM236 18V19H235ZM240 18V19H239ZM18 19H20L19 21H18ZM24 19H25V21H24ZM44 19V20H43ZM99 19H101V20H99ZM130 19H131V21H130ZM140 19V20H139ZM146 19V20H149L150 21V23L152 24L153 23V25L155 24V25H159V24H161V25H159V26H161V27H166L165 25H167V26H170V30H168L169 31V33H168V31H167V34H166V36H165V32H161L160 31V29H159V31L157 30V32L156 33H158V37H157V34L156 35H154V32L153 31H150V30H148V29H145V30H143L142 29V24H143V22H144V20ZM156 19V20H155ZM157 19H159V20H157ZM175 19H179L178 20V22L177 21H175ZM191 19H194V21L193 20H191ZM200 19V20H199ZM226 19L227 20H231V21H226ZM21 20L22 21H24V23L23 22H21ZM42 20V21H41ZM97 20V21H96ZM189 20V21H188ZM215 20V21H214ZM233 20V21H232ZM255 20V21H254ZM263 20V21H262ZM34 21H36V22H34ZM162 21V22H161ZM164 21H166V24H165V22ZM172 23H171V22ZM196 21V22H195ZM225 21H226V23H225ZM235 21H236V23H235ZM243 21H244V23H243ZM257 21V22H256ZM92 22H90V23H92ZM95 22H98V24H96ZM158 22V23H157ZM199 22H201V24H203V23H205V25L203 26V25H200V23ZM217 23V25H216V23ZM218 22L221 24H219L218 25ZM237 22H239V23H237ZM258 22H260V23H258ZM176 23V24H175ZM213 23V24H212ZM237 24V25H233V24ZM257 23V25H255ZM21 24H25L24 26L23 25H20ZM28 24V25H27ZM43 24V25H42ZM45 24V25H44ZM49 24H50V26H49ZM118 24V25H117ZM173 24V25H172ZM211 24V25H210ZM239 24V25H238ZM241 24V25H240ZM250 24V25H249ZM253 24V25H252ZM114 25H117L118 27L116 28V27H112V26H114ZM157 25V27L156 28H159V26ZM176 25V26H175ZM180 25V26H179ZM193 25V26H192ZM199 25H200V27H199ZM206 25H208V26H211V27H209V29H207L208 28V26H206ZM216 25V26H215ZM224 27H223V26ZM249 25V26H248ZM23 26V27H22ZM25 26H28L27 28H28V31H27V28H24ZM139 26V27H138ZM186 28H185V27ZM203 27V29H202V27ZM219 27V30H218V27ZM223 27V30L221 29L222 27ZM241 26V27H240ZM250 26H251V28H252V26L254 27L253 28V30L250 28ZM41 27V30L39 29ZM45 27H46V29H45ZM104 27H105V29H104ZM107 27V28H106ZM108 27L109 28H111L112 27V31H111V29L109 30V32H108ZM181 27V28H180ZM195 27V28H194ZM228 27V28H227ZM24 28V29H23ZM114 28V29H113ZM212 28V30H211V32L212 31H214V29L215 28H217V31H218V33H217V31H215V32H212V33H210V32H207V30L208 31H210V29ZM214 28V29H213ZM236 28V29H235ZM237 28H239V29H237ZM248 28H250L251 30L249 31V29ZM26 29V30H25ZM44 29V30H43ZM132 29V26H131V30H133ZM174 29V30H173ZM201 29L204 31H201ZM205 29V30H204ZM220 29L222 30V31H220ZM226 29V30H225ZM19 31V33H18V31ZM21 30H22V33H21ZM26 32H25V31ZM30 30H32V31H30ZM48 30V31H47ZM105 30H107V32L105 31ZM141 30H143V31H141ZM173 30V31H172ZM180 30V31H179ZM191 30V31H190ZM244 30H245V32H244ZM259 30H261V31H259V35H258V37L259 36H261V34H264L263 33V28L262 29H259ZM15 31V32H14ZM29 31L31 32V35L32 36H34V37H32V39H31V35L29 34ZM42 33H41V32ZM45 31V32H44ZM124 31H128V30H124ZM148 31V32H147ZM178 31V32H177ZM240 31V32H239ZM28 32V33H27ZM44 32V33H43ZM47 32V33H46ZM117 32V30L115 31V33ZM126 32H124V33H126ZM129 33L128 34H130V31H128ZM142 32H144V33H142ZM150 32V33H149ZM182 32V33H181ZM195 32H197L199 35H197V38H196V34L197 33H195ZM199 32H202V35H201V33H199ZM219 32H221L222 34H219ZM225 32V33H224ZM250 32H252V33H250ZM14 33H16V34H14ZM150 35L149 37L150 38H152L151 40H149L148 38L149 37H147L148 35ZM173 33V34H172ZM192 33V34H191ZM194 33V34H193ZM207 33H209V34H212V35H210V36H208V35H206ZM216 34V38L214 37L215 36V34ZM230 33V34H229ZM233 34V36L234 37H232V34ZM234 33H235V35H234ZM236 33L239 35H236ZM18 34L20 35V36H18ZM29 34V35H28ZM106 34V35H107ZM127 33H126V36L128 35ZM132 34V33H131ZM130 34V35H131ZM153 34V35H152ZM170 36H169V35ZM184 34V35H183ZM188 34H189V36H188ZM205 34V35H204ZM225 34V35H224ZM247 34H248V36H247ZM23 35V36H22ZM24 35H26V37L29 39V41L27 40V38L24 36ZM141 35H143V36H141ZM145 35V36H144ZM165 37H164V36ZM182 35V36H181ZM214 35V36H213ZM218 35H220V37H222V39L218 36ZM254 35V36H253ZM14 36H17L16 38L14 37ZM124 36H125V34H124ZM129 36V35H128ZM168 36V37H167ZM199 36V37H198ZM202 36H206L205 38L204 37H202ZM209 38H212V36H213V40H211V39H209ZM220 38V40H218L219 38ZM240 37V38H238V37ZM10 37V38H9ZM13 37H14V39H13ZM25 37V38H24ZM54 37V36H53ZM59 37V38H58ZM144 37V38H143ZM170 37V38H169ZM172 37V38H171ZM175 37V39H173ZM193 38L192 39V42H190L191 41V39H188V40H190V41H188L187 42V44L185 45L184 43V41L186 40V38ZM229 37H230V39H229ZM235 37H237V40L235 39ZM9 38V39H8ZM18 38H20V39H18ZM159 38V39H158ZM177 38V39H176ZM203 38H204V40L205 41H203ZM233 38H234V40L236 41H234L233 40ZM247 38V39H246ZM18 39V40H20V41H17V44H16V40ZM24 39L26 40L25 42H27V46H26V44H25V42H24ZM34 39V40H33ZM58 39H60V42H57V43H59L60 44V46L61 47H63V45H62V41H64L63 39L61 40V36L60 35H58L57 34V41H59ZM154 39L155 40H157V41H154ZM168 39V40H167ZM171 39V40H170ZM173 39V40H172ZM196 39H197V41H196ZM201 39H202V41H203V43H205L206 45H203V43H200L201 42ZM228 39V40H227ZM249 39V40H248ZM8 40V41H7ZM32 40V41H31ZM80 39H78V42H76L77 40L76 39H74L73 41L74 42H76L77 43V45L79 44H81V40L79 41ZM168 42H167V41ZM175 40V41H174ZM181 42H180V41ZM198 40H200V42H198ZM22 41H23V43L25 44H23L22 43ZM36 41H37V43H36ZM139 41H141V42H139ZM143 41H144V43H143ZM151 41V42H150ZM173 41V43H170V42H172ZM218 41V42H217ZM220 41H223V43L224 44H222ZM242 41V43L243 44H245V42H247V41ZM30 42H31V44H30ZM32 42H34V43H32ZM53 42V41H52ZM62 42V43H61ZM72 43V44H76V43ZM155 43L154 45L156 46L155 48L153 47V43ZM174 42H176V43H174ZM177 42H180V43H182V44H179V43H177ZM239 42V43H240ZM21 43L23 44V45H21ZM140 43V44H139ZM143 43V44H142ZM152 44L151 46L153 47H150V46H147L148 44ZM193 45H197V44H195V43H198V47H193V48H196V50L195 49H192L193 50V52L190 50L191 48H192V44ZM229 43V44H228ZM237 43V44H236ZM33 44V45H32ZM37 44V45H36ZM63 44H66L67 45V43L65 42V43H63ZM147 44V45H146ZM213 46H212V45ZM147 47H146V46ZM174 45V46H173ZM180 45H182L183 47H180ZM203 47H202V46ZM68 46H70V44L68 45ZM191 46V47H190ZM221 46V47H220ZM22 47H21V49H22ZM32 47H34V48H32ZM71 48H72V45L70 46ZM145 47L147 48L146 50H144L145 49ZM172 47V48H171ZM185 47H186V49H185ZM188 47V48H187ZM222 47H223V49H222ZM47 48V49H46ZM174 48V49H173ZM178 50H177V49ZM179 48H180V50H181V48L183 49L181 52H180V50H179ZM190 48V49H189ZM203 48V49H202ZM207 48H209V49H207ZM143 49V50H142ZM176 49V50H175ZM202 49V50H201ZM235 49V50H234ZM18 50V49H17ZM151 50V51H150ZM156 52H155V51ZM186 50H187V53L186 54H183L184 52H186ZM204 50V51H203ZM20 51H23V50H20ZM143 51H148L147 52V54H149V53H151V55L149 56V59H147V58H144L145 57V55H146V57L148 56L147 54H145L146 52H144L143 53ZM178 51H179V53H181V54H179L178 53ZM188 51H190V52H188ZM200 51V52H199ZM43 52V53H44ZM42 53V54H43ZM48 53V52H47ZM58 53V52H57ZM57 53H52L51 52V54H52V56L48 53V55H49V59H48V61L50 60V62H51V59L52 58H54V64L57 66V65H59L58 66V68H60V70H62V69H64V70H62V71H60V73L61 72H65V70H66V73L65 74H63L65 77H71V76H74L75 74H76V63L74 62V61H72L71 60V56H69V54H66L67 56L65 57V56H62V57H64V58H68V59H70V63H69V60L67 61V60H64V61H61L62 60V58H58V56H54V55H57ZM177 53V54H176ZM129 54V55H128ZM176 54V55H175ZM180 56H179V55ZM199 54V55H198ZM202 54V55H201ZM244 54V53H243ZM58 55H59V57H61L60 56V53H58ZM128 55V56H127ZM133 55V56H132ZM135 55H138L137 57L135 56ZM142 55H144V57L142 56ZM155 55V56H154ZM177 55H178V58H177ZM140 56V57H139ZM151 56H153V58L151 57ZM157 56V57H156ZM185 56H186V58H185ZM195 56V57H194ZM235 56V55H234ZM141 57L143 58V59H141ZM155 57H156V59H157V61L155 60ZM191 57V58H190ZM204 57V58H203ZM47 58V59H46ZM139 61H138V60ZM144 59H145V61H144ZM150 59H152V60H150ZM179 59V60H178ZM194 59V60H193ZM203 59V60H202ZM205 59V60H204ZM148 60H150L149 62L151 63V61H152V63L153 64H150L149 62H148ZM155 60V61H154ZM187 60V61H186ZM192 60V61H191ZM201 60V61H200ZM216 60V61H215ZM47 61V67L48 66H50L49 64H51V63H49ZM68 62V64H67V62ZM142 61H144V62H141ZM147 61V62H146ZM155 62V64H154V62ZM224 61V62H223ZM174 64H173V63ZM185 62V63H184ZM64 63V64H63ZM138 63H140V65L138 66V67H135L134 65H138ZM144 63V64H143ZM148 63V64H147ZM63 64V65H62ZM126 64V65H125ZM143 64V65H142ZM151 66H150V65ZM198 64V65H197ZM225 64V65H224ZM227 64V65H226ZM154 65V66H153ZM200 65H202V67L200 66ZM205 65V66H204ZM133 66V67H132ZM142 66V67H141ZM148 66H150L149 67V70H148ZM168 66V67H167ZM190 66H191V68H190ZM195 66V67H194ZM204 66V67H203ZM63 67V68H62ZM144 67H146V69L144 68ZM139 68H141V70L139 69ZM143 68V69H142ZM152 68H156V69H158V70H156V71H154L155 69H152ZM190 68V69H189ZM193 68V69H192ZM207 68V69H206ZM125 69V70H124ZM151 69V70H150ZM137 70H139V71H137ZM193 70V71H192ZM59 71V70H58ZM72 71V72H71ZM147 71H148V73H147ZM167 71V72H166ZM187 71V72H186ZM96 73H97V71H95ZM139 72V73H138ZM145 72L148 74V75H150V76H148V75H146L145 74ZM155 72V73H154ZM159 72V73H158ZM195 74H194V73ZM219 72V73H218ZM142 73H144V74H142ZM163 73V74H162ZM168 73V74H167ZM217 73V74H216ZM68 76H67V75ZM70 74V75H69ZM137 74V75H136ZM164 74H166L168 77L166 78V75L164 76ZM123 75V76H122ZM139 75V76H138ZM160 75H162V76H160ZM204 75V76H203ZM130 76L132 77V79L136 76V77H138V78H136V79H130ZM141 76H143V77H141ZM148 76V77H147ZM158 76V77H157ZM164 76V77H163ZM183 76V77H182ZM147 77V78H146ZM150 77V78H149ZM145 79V81H143L142 79ZM149 78V79H148ZM161 78H162V80H161ZM170 78V79H169ZM171 78H173L172 80L174 81V79H175V84H172V82H170L171 81ZM212 78V79H211ZM151 79V80H150ZM163 79H164V81H163ZM166 79H168V80H166ZM185 79V80H184ZM211 79V80H210ZM133 82H132V81ZM140 80V81H139ZM1 81H3V80H1L0 79V86H6V84H5V81H3V83L1 82ZM122 81V82H121ZM163 81V82H162ZM166 81H167V83H168V81L171 83V86L169 85L168 86V84L166 83ZM177 81V82H176ZM132 82V83H131ZM144 82V83H143ZM146 82V83H145ZM173 82V83H174ZM166 83V84H165ZM165 85V86H164ZM28 86H29V84H28ZM213 86V87H212ZM30 87V86H29ZM155 87V88H154ZM44 88H45V90H44ZM46 88H48V92H47V89ZM31 89V87L29 88V90ZM132 89V90H131ZM158 89V90H157ZM161 89H163V90H161ZM178 89V90H177ZM44 90V91H43ZM131 90V91H130ZM168 90V91H167ZM73 91V90H72ZM71 90H70V92H72ZM117 91V92H116ZM136 91V92H135ZM167 91V92H166ZM132 93V96L130 95L131 93ZM133 92H135L134 94H133ZM177 92V93H176ZM42 93V94H41ZM48 93V95L50 96V98H52V99H50L49 98V96L48 95H46ZM74 93H75V91H74ZM141 93H142V95H141ZM19 93H17L16 94V96L19 98L20 97V95H18ZM32 94V93H31ZM31 94H28V95H26V98L28 97V96H30V97H28L27 98V100L26 99H22V101H24L25 103H28L29 104V107H30V110H31V106H30V104H32V99H33V104L32 105H34V103L36 102L35 101V98H34V96L33 95H31ZM160 94V95H159ZM84 95V96H83ZM146 95V96H145ZM152 95V96H151ZM157 97H156V96ZM162 95V96H161ZM33 96V97H32ZM47 96V97H46ZM130 98H129V97ZM155 96V97H154ZM159 96V97H158ZM46 99H45V98ZM21 98V97H20ZM22 98H24L23 96H22ZM128 98V99H127ZM29 99V100H28ZM31 99V100H30ZM49 99L51 100V101H49ZM120 101H119V100ZM131 100V102H132V104H130L131 106H129V103L130 102H128V101H130ZM151 99H155V100H151ZM164 99V100H163ZM41 100V101H40ZM47 104H45L43 101ZM47 100L49 101L48 103H49V108H47L48 107V103H47ZM147 100V101H146ZM188 100V101H187ZM29 101V102H28ZM31 101V102H30ZM118 101H119V103H121L122 104V102L124 103H126L127 102V104H123V107L119 104V106H121V107H118ZM152 101V102H151ZM193 101V102H192ZM41 102V103H40ZM43 102V103H42ZM151 102V103H150ZM50 103H52L53 105H51ZM80 103V102H79ZM91 103V104H90ZM36 103H35V105H37ZM95 105V106H93V105ZM34 105V106H35ZM52 107H54V108H52ZM89 105L91 106V107H89ZM111 105H112V103H111ZM114 105V106H115ZM126 105V108L128 107L129 108V111H130V114H128L129 112L127 111L128 110V108L126 109L124 106ZM178 105V106H177ZM45 106V107H44ZM57 106V108H55ZM80 106H83V105H80ZM113 106V105H112ZM145 106V107H144ZM192 106V107H191ZM95 107V108H94ZM149 107V108H148ZM190 107V108H189ZM47 108V109H46ZM67 108V109H66ZM113 108H115V107H113ZM125 110H124V109ZM149 110H148V109ZM32 109H33V106H32ZM52 111H51V110ZM55 109H57L58 110V115H59V118L62 120H60L59 118H58V115L56 114V112H57V110H55ZM70 109V110H69ZM73 109L74 110H77V111H73ZM62 110H63V112H62ZM67 110H68V112H67ZM95 112H94V111ZM115 110V109H114ZM118 110V109H117ZM116 110V111H117ZM118 110V113H120V111ZM124 110V111H123ZM99 112L98 114L96 113V112ZM115 111V112H116ZM152 111H155V112H157V113H159L160 114V116L159 115H156L154 112H152ZM66 112V113H65ZM90 112V113H89ZM143 112V113H142ZM146 112V113H145ZM173 112V113H172ZM50 113V114H49ZM52 113H54V117H55V120H57L58 122H54V121H52V120H54V118H53V114ZM60 113V114H59ZM72 113L73 114H75V115H72ZM118 113H116L117 115H118ZM120 113V114H121ZM135 113V114H134ZM175 113V114H174ZM180 113V114H179ZM47 114V115H46ZM63 114V115H62ZM65 114H66V116H65ZM69 114V115H68ZM82 116H81V115ZM100 114H101V116H100ZM119 114V115H120ZM149 114V115H148ZM52 115V116H51ZM57 115V116H56ZM127 117H126V116ZM133 115V116H132ZM144 116V118L142 119V117ZM152 115H153V117H152ZM61 116H62V118H61ZM107 116H109V117H107ZM116 116V115H115ZM124 116V117H123ZM137 116H139V118L137 117ZM148 116V117H147ZM66 117V118H65ZM80 117V118H79ZM82 117H83V119H82ZM128 119H126V118ZM133 117H136L135 119L133 118ZM150 117V118H149ZM172 117V118H171ZM51 118H52V120H51ZM146 118V120H147V122L149 123L150 121V119H152L153 120V122H155L156 124L154 125L153 124V126H152V123L150 124H147V126H150L151 125V128L150 127H147L146 126V123H145V126H143V123L142 122H145V119ZM168 118V119H167ZM67 119V120H66ZM139 120V121H137V122H140V123H137V122H135L134 120ZM170 119V120H169ZM172 119H173V121H172ZM187 119H190V120H188L187 121ZM68 120H69V122H68ZM78 120V121H77ZM141 120H142V122H141ZM144 120V121H143ZM151 120V121H152ZM155 120V121H154ZM167 120V121H166ZM178 120H179V122H178ZM182 120H183V122H182ZM52 121V122H51ZM162 121V122H161ZM60 122V123H59ZM173 122V123H172ZM185 122H187V123H185ZM68 123V124H67ZM162 123H163V125H162ZM171 123V124H170ZM178 123H179V125H178ZM67 124V125H66ZM62 125V126H61ZM156 125L158 126V127H156ZM175 125L177 126H179L180 127V129H179V127H175ZM61 126V127H60ZM70 126H72V127H70ZM141 126V127H140ZM142 126L144 127V128H150L149 130L151 131V129H153V130H155L156 129V131H157V133H156V131H155V133H151L150 131L148 132V133H150L149 135H148V133L146 134V132L148 131V129H144V128H142ZM161 126V127H160ZM168 126V127H167ZM67 128V130H65L64 131V129H66ZM97 127H98V131H97ZM103 127H105V131H102V130H104V128ZM153 127V128H152ZM184 127V128H183ZM102 128V129H101ZM131 128V129H130ZM159 128H160V130H159ZM60 129V130H61ZM141 129H144V130H141ZM159 131H158V130ZM181 130V131H180ZM69 131V132H68ZM76 133H74V132ZM139 131V132H138ZM178 131V132H177ZM72 132V133H71ZM103 132V133H102ZM106 132V133H105ZM108 132V133H107ZM137 132V133H136ZM141 132V133H140ZM19 133V134H18ZM74 133V134H73ZM111 133V134H110ZM172 133V134H171ZM178 133V134H177ZM18 136H20L21 137V135L23 134L24 135V133L22 132H18L17 131V133H16ZM16 134L14 133V134H12L11 135V139H14V137L12 138V136H15V138H17L18 136H16ZM105 134V135H104ZM144 134H146V135H148V136H151V137H154L153 139H154V141L156 142V145H157V148L155 147V149L152 147V146H150L149 144H147V142H149L148 141V139L149 138H151V137H148V136H143ZM156 135V137H155V135ZM171 134V135H170ZM65 135V136H66ZM106 135H107V137H106ZM111 135V136H110ZM159 135H160V137H159ZM178 136V137H176V136ZM25 136H27V135H25ZM96 136H98V137H96ZM142 136V137H141ZM22 137H24V136H22ZM76 137V138H75ZM75 137H72L73 138V140H75V139H78L79 141H80V139H81V141L80 142H82L83 141V143H84V140L85 139H82V137L83 136H80V135H78V136H75ZM78 137V138H77ZM96 137V138H95ZM110 137H113V139L111 138L110 139ZM170 137V138H169ZM25 138V137H24ZM148 138V139H147ZM169 138V139H168ZM175 138L177 139V140H175ZM61 139V141L60 142H62V140H63V142H68V141H66V138L64 137V138H60ZM64 139H65V141H64ZM157 139L158 140H160V142L159 141H157ZM78 140H75V141H78ZM111 140V141H110ZM119 140V141H118ZM174 140V141H173ZM125 141H127V142H125ZM180 141V142H179ZM129 142V143H128ZM157 142H159L158 144H157ZM182 142V143H181ZM57 143H59L58 142V139H57ZM85 143H86V141H85ZM106 143V144H105ZM118 143V144H117ZM124 143V144H123ZM128 143V144H127ZM134 143V144H133ZM136 143V144H135ZM169 144H172L173 146H170ZM181 144H182V146H181ZM5 145V144H4ZM3 145V146H4ZM18 145H19V148H20V146H21V144L20 143H18ZM67 145V144H66ZM128 145H130V146H128ZM150 147H149V146ZM128 146V147H127ZM136 147V149H135V147ZM160 146V147H159ZM162 146V147H161ZM23 147H25V145L23 146H21V148L22 149H24ZM171 147V148H170ZM182 147V148H181ZM131 148V149H130ZM134 148V149H133ZM139 148V149H138ZM146 148H148V149H146ZM161 150H160V149ZM175 148V149H174ZM179 148V149H178ZM138 149V150H137ZM144 149V150H143ZM169 149V150H168ZM172 149V151H170ZM6 149H2L1 151H5ZM131 150H132V152H131ZM139 150H141L140 152H139ZM151 150V151H150ZM165 150V151H164ZM168 150V151H167ZM177 150V151H176ZM29 151L31 152V150L29 149ZM28 151V149L26 150V153L28 152V153H30ZM123 151V152H122ZM149 151H150V153H149ZM161 151V152H160ZM179 151V152H178ZM182 151V152H181ZM125 152V153H124ZM158 152V153H157ZM168 152V153H167ZM124 153V154H123ZM130 153V155L128 156V154ZM143 153V154H142ZM152 153V154H151ZM153 153H155L154 154V156H153ZM86 155V160H87V162L88 161H96V160H94V159H92L93 158V155L92 154H87V153H85ZM153 156H151V155ZM157 154H159V155H157ZM46 155V154H45ZM53 155V154H52ZM52 155L50 156V158L52 157ZM59 155H61V153L59 152L58 154H57V156H58V158H57V160L55 159H53V161L51 160V164L49 163V161H50V159H49V157H48V155H46L45 156V158H44V160H46V161H44L43 163H41V165H43V170H45V169H47L46 171H39V172H37L38 173V177L40 178V180H39V183H36V184H33V183H30V182H32V181H30L31 179H29L28 178V180L26 179L25 181H27L26 183H28V185H30V184H33V186H31L30 185V187L29 186H27L26 188H23V191H24V189H26L27 191H29V193H30V195L29 196H27V194H24V195H26V196H24V195H22V196H20L19 194H17L18 195V197L20 196L23 200V202H25V210H24V208L22 207L21 209H23V210H21L20 209V213H16V211H15V207H13V205L11 204V203H7V202H5V198L3 197V192L4 191H6L7 189H6V187L7 186H4L3 184H4V180H8V176L6 175V173L7 174H9L10 173V175H12L11 174V172H10V169H7V167L6 166H2V164H0V202H2V200L1 199H3V205L2 206H0L1 208L0 209H3L2 210V213L4 212V213H6V214H8V215H10V218L8 217L7 218V220H8V222L6 221V222H2V221H0V241L2 242V244H1V242H0V264H138V262L140 263L141 261H142V264H155V262H157L159 259V261H158V263L160 264L161 262H163V261H161V260H163V256H164V263L163 264H168V262L170 261V248H171V244H167V243H172V236H171V233H170V228H169V224L168 223H165V222H167V206L165 205V206H163L164 204H162V205H160V204H158L159 205V207H156V206H158V205H156V202H158V201H160V200H158L157 201V198H151L149 195H147L146 193H150V191H154V190H156V186H158L159 188L158 189H160L159 191H161V192H159V195H163V194H161V193H165V191H166V189H167V187L164 185L163 186V183H161V182H159V180H157L156 181V183L155 182H150V181H146L145 183H146V185H145V183L143 184V183H141V184H143L142 185V187H141V184H139V183H136V186H138L137 188L139 189V190H137L136 189V187H135V189L134 188H130L129 187V185L127 186V185H122V186H119V187H117L118 185H120V184H116V185H112L114 188H115V186H116V188H118V190L116 189V191H118L117 193H119L120 195L123 193V192H131L130 190H132V193H139V191L141 192L140 194H139V197L138 198H136V202H134L135 203V206H137V208L140 206V210L139 211H141V216H139V222L140 223H137L136 221H133L132 223L136 226V227H138V228H140L141 227V229L143 228L144 229V227H145V229L143 230H141V232H143V231H147L146 233L145 232H143V233H141L140 235H139V233L134 229V230H132L133 228H134V225L131 227V226H129V227H127V228H125L126 226H123V227H121L119 224H120V221H122L121 219L124 217V219L126 218V214H125V210L124 209H122L121 207H120V204H118L117 205V203L118 202H116V201H118V200H116V198H118L117 196L119 195V194H115L113 191H112V188L113 187H111V184H114L115 182L114 181H111L110 183L109 182H107L106 183V186L109 188H107L106 186H105V183H104V187L102 186V185H100V184H103L102 182H104L103 180L104 179H106L107 177H105V178H102V179H100V182L98 181L99 180V178L96 180V181H93V182H91V184H86V181L85 180H80V181H82L83 183H85V184H82V182H80L79 180H75V179H70L69 177H68V174L67 173H64V171H61V170H63V166H61V162H60V160H59V158L61 159V161H62V158L63 157H61V156H59ZM91 155V156H90ZM127 155V156H126ZM133 155H134V157H133ZM157 155V156H156ZM90 156V157H89ZM140 156V157H139ZM146 156V157H145ZM161 157L162 156V158L163 159H165L166 158V160H165V162L163 163L162 161H164V160H162L161 158V160L160 159H157V158H159V157ZM168 156V157H167ZM48 157V158H47ZM88 157V158H87ZM144 157V158H143ZM148 157V158H147ZM150 157V158H149ZM173 157H175V156H173ZM9 157H6V155H4V154H2L1 156H0V161L1 160H5V159H8ZM47 158V159H46ZM131 158H133V159H131ZM134 158H135V160H134ZM157 159V160H156ZM26 161H27V159H25ZM129 160V161H130ZM26 161H24V162H22V164L21 165H19V167H17L18 168V170H20V171H18V173L19 174H24V175H27V176H31V173L30 172H32L29 168H35V164H32V160H29L30 162H29V164H28V162H26ZM32 161V162H31ZM5 162H6V160H5ZM26 162V163H25ZM48 162V164H45V163H47ZM89 162V163H90ZM147 162V163H146ZM168 164H167V163ZM91 163H93V162H91ZM91 163L89 164V165H91ZM160 163V164H159ZM23 164H25V165H23ZM77 164V167H76V165H72L71 167L73 168V167H75V168H73V169H75V172L79 175H81V172H80V170H81V167L80 166H78V163H76ZM94 165H95V162L93 163ZM92 164V165H93ZM164 164H166L165 166H164ZM30 165V166H29ZM46 165V166H45ZM26 166V167H25ZM32 166V167H31ZM34 166V167H33ZM157 166H159V167H157ZM3 167H5V168H3ZM80 169H79V168ZM25 168L29 171H27V170H25ZM76 168H77V170H76ZM121 169H124V168H121ZM120 169V170H121ZM7 170V171H6ZM39 170H40V166H39ZM53 170V171H52ZM25 171H27V173L25 172ZM122 172L123 171H125V172H128V174H127V177H128V180H130L131 179V181L134 179V178H131V176H132V174H133V176L134 175H139V172H136V171H133L132 170V172L130 171V169H129V171L128 170H121ZM149 171V170H148ZM41 172H43L42 174H41ZM45 172H46V174H45ZM60 172V173H59ZM103 173H105V172H103ZM28 174H30V175H28ZM59 174V175H58ZM129 174H131V176L129 175ZM151 174V175H150ZM4 175V176H3ZM10 175H9V178H10V180H8L11 184H10V186L9 187H7V188H10V189H14V187H15V189L14 190H12L13 192H14V196L16 195V190H19V186H20V189L22 190V187L23 186H21L22 185V183L24 182L23 180H19L20 178H18V181L17 180H14V177H12V176H14L15 174H14V172H13V175L10 177ZM42 175H44V176H42ZM60 175H61V177H60ZM67 175V176H66ZM146 175H150L151 176V178H153V176H152V171H149V172H147V170H146ZM16 176V175H15ZM6 177V178H5ZM19 177H20V175H19ZM22 177V176H21ZM65 177V178H64ZM67 177V178H66ZM48 178V179H47ZM60 178V179H59ZM101 178V177H100ZM130 178V179H129ZM4 179V180H3ZM12 179V180H11ZM43 179V180H42ZM47 180V181H46ZM71 180V181H70ZM74 180V181H73ZM150 180V179H149ZM58 181H60V183L58 182ZM79 181V182H78ZM92 181V180H91ZM102 181V182H101ZM151 181H154V180H151ZM44 182V183H43ZM78 182V183H77ZM97 182H99V184H97ZM113 182V183H112ZM159 184H158V183ZM21 183V184H20ZM81 183V184H80ZM94 183V184H93ZM155 183V184H154ZM14 184V185H13ZM43 184V185H42ZM78 184V185H77ZM93 184V185H92ZM110 184V185H109ZM37 186V191H35V189H36V186ZM40 185V186H39ZM41 185H42V187H41ZM80 185H82V186H80ZM83 185H86V186H83ZM90 185H92V186H90ZM96 185H98V187H95ZM133 185L135 186V184L134 183H132V185L130 184V186L131 187H133ZM149 185H151V186H149ZM161 187H160V186ZM35 186V187H34ZM90 186V187H89ZM127 186V188H125ZM144 186V187H143ZM5 187V188H4ZM33 187V188H32ZM39 187V188H38ZM84 187H87V188H84ZM103 187V188H102ZM123 188V192H122V188ZM163 187V188H162ZM164 187H166V188H164ZM17 188V189H16ZM29 190H28V189ZM41 188V189H40ZM76 188V189H75ZM83 188V189H82ZM110 188H111V190H110ZM130 188V189H129ZM140 188H142V190H143V192H142V190L140 189ZM144 188V189H143ZM154 190H153V189ZM33 191H32V190ZM40 189V190H39ZM71 189V190H70ZM97 189V190H96ZM101 189H103V190H101ZM105 189V190H104ZM121 189V190H120ZM125 189H127L126 191H125ZM134 189V190H133ZM164 189V190H163ZM85 190V191H84ZM89 190V193L87 192ZM92 190V191H91ZM106 190H108V194H107V191ZM119 190L121 191V193L119 192ZM137 190V191H136ZM146 190V191H145ZM39 191H41V192H39ZM75 191V192H74ZM96 191V192H95ZM99 191V192H98ZM110 191H112V192H110ZM32 192H34L35 193V195H34V193H32ZM39 192V193H38ZM66 192V193H65ZM145 192V193H144ZM40 193H42L41 195H39ZM96 193V194H95ZM135 193V194H136ZM45 194V195H44ZM105 196H104V195ZM111 194H112V196H111ZM143 194H144V196L146 197H143ZM17 195H16V197H17ZM32 195V197H30ZM48 195V196H47ZM109 195V196H108ZM114 195V196H113ZM117 195V196H116ZM165 195H167V192L163 195V196H165ZM148 196V197H147ZM160 196V197H161ZM163 196H162V198H163ZM35 197H37V198H35ZM39 197V198H38ZM103 197H104V199H103ZM113 197V198H112ZM151 199H150V198ZM160 197H158V199H161ZM31 198V199H30ZM140 198V199H139ZM165 199H166V196L164 197ZM32 199H34L33 201L35 202V204H34V202L32 201ZM35 199H37V200H35ZM80 199V200H79ZM153 199V200H152ZM55 200H57V201H55ZM106 200V201H105ZM108 200V201H107ZM138 200V201H137ZM155 200V201H154ZM162 200V199H161ZM145 201V202H144ZM5 202V203H4ZM100 204H99V203ZM113 202V203H112ZM137 202H139V203H137ZM144 202V203H143ZM32 203V204H31ZM37 203V204H36ZM56 203H58V204H56ZM89 203V204H88ZM141 203H143V204H141ZM149 203V204H148ZM152 203H155V204H153L152 205ZM11 204V205H10ZM137 204V205H136ZM147 204V205H146ZM29 205V207H27ZM32 205L34 206V205H36V211H35V209L32 207ZM37 205H39V206H37ZM144 207V209H143V207ZM152 205V206H151ZM41 206V207H40ZM149 206V207H148ZM163 207V209H162V207ZM41 209H40V208ZM148 207V208H147ZM155 207V208H154ZM28 208H29V210H28ZM118 208V209H117ZM152 208L153 209H155V211L157 212V216L156 217H159L160 215V218H156L153 214H155V213H152ZM165 208V209H164ZM5 209V210H4ZM162 211H161V210ZM10 210V211H9ZM14 210V211H13ZM31 210V211H30ZM149 210H151V212L149 211ZM7 211V212H6ZM22 211V212H21ZM25 211V212H24ZM33 211H35L34 213H35V215H34V213H33ZM164 211H166L165 213H164ZM11 212H12V214H11ZM160 212H161V214H160ZM163 212V213H162ZM14 213V214H13ZM26 213V214H25ZM27 213H29V215L27 214ZM36 213H38V214H36ZM145 213V214H144ZM121 214V215H120ZM143 214V215H142ZM152 214V215H151ZM160 214V215H159ZM165 214V215H164ZM11 215L13 216V218L11 217ZM21 215H23V216H21ZM32 215V217H30ZM38 215V216H37ZM147 215V216H146ZM166 216L165 218V222L162 220V223H165V224H167L166 225V227H164L165 226V224H162L161 225V223H160V221L161 220H158V219H161V218H164V217H162V216ZM15 216V217H14ZM17 216V217H16ZM20 216V217H19ZM29 216V217H28ZM123 216V217H122ZM21 217H22V219H21ZM28 217V218H27ZM33 217H34V220H33ZM36 217H38L37 219H36ZM142 217V218H141ZM152 217V218H151ZM155 217V219L159 222H157L156 220H154L153 218ZM150 218L152 219V220H150ZM27 219V220H26ZM120 219V220H119ZM149 219V220H148ZM22 220V221H21ZM31 220V222H29ZM33 220V221H32ZM38 220V221H37ZM119 221V222H118ZM154 221H155V223H154ZM22 222H24V223H22ZM27 222V223H26ZM34 222V223H33ZM136 222V223H135ZM156 222L158 223V224H156ZM8 223H10V225H7V227H6V225L5 224H8ZM27 225H26V224ZM30 225H29V224ZM145 223V224H144ZM11 224H13L12 226H11ZM24 225V227H21L22 225ZM155 224V225H154ZM16 227H15V226ZM34 225V226H33ZM117 225H119L117 228H116V226ZM137 225H141L140 227L139 226H137ZM161 225V226H160ZM2 226V227H1ZM14 226V227H13ZM143 226V227H142ZM130 227H131V229H130ZM148 227V228H147ZM151 227H153L152 229H151ZM160 227H164V229H163V232L162 231H160ZM11 228H14V229H11ZM18 228H19V230H18ZM23 228V229H22ZM28 228V229H27ZM121 228V229H120ZM169 228V229H168ZM21 229V230H20ZM127 229H129V230H127ZM147 229V230H146ZM154 229V230H153ZM156 229V230H155ZM161 229V230H162ZM14 230V231H13ZM166 230H169L168 231V233H167V231ZM11 231H12V233H11ZM126 231V232H125ZM136 231V232H135ZM155 231V232H154ZM164 231H166V232H164ZM181 231V230H180ZM180 231H178L176 234H175V238L177 239L178 237H176V236H179L180 235ZM6 232V234H8V232H10V234L12 235V237H16V238H11V235L9 236L8 235V237H5V236H7L6 234H5V236H4V233ZM14 232H15V234H14ZM125 232V233H124ZM158 234H157V233ZM148 233V234H147ZM161 235H160V234ZM179 233V234H178ZM142 234H144V235H142ZM149 234H151V236H149ZM156 237V238H153V235ZM156 234V235H155ZM167 234V235H166ZM178 234V235H177ZM18 235V236H17ZM132 235V236H131ZM137 235V236H136ZM142 235V236H141ZM159 235V236H158ZM5 238H4V237ZM146 237V238H144V237ZM148 236H149V238H148ZM168 236H169V238H168ZM20 238V239H18V238ZM160 238V237H162V238H160V239H162L161 241L158 239L157 240V238ZM4 238V239H3ZM10 238V239H9ZM124 238V239H123ZM131 238V239H130ZM153 238V240H151ZM165 238L167 239V240H165ZM5 239H6V241H7V239H8V242H6V243H4L3 244V242H5ZM123 239V240H122ZM135 239V240H134ZM136 239H138V240H136ZM145 239V240H144ZM146 239H147V241H146ZM172 239V240H171ZM12 240V241H11ZM131 240V241H130ZM149 240V241H148ZM155 240H157V242L155 241ZM10 241V242H9ZM103 241V242H102ZM115 241V242H114ZM122 241V242H121ZM153 241H155L156 243H154ZM165 241V242H164ZM168 241V242H167ZM178 241H179V244H178ZM128 242V243H127ZM152 242V244L151 245H153L154 247L155 246H157V244H158V246H157V248L155 247H152L151 245H150V243ZM162 242V243H161ZM176 242L177 243H175V246H177L178 247V245L180 246V240H176ZM103 243V244H102ZM104 243H106V244H104ZM108 243V244H107ZM118 243V244H117ZM125 243V244H124ZM129 243H131V244H129ZM161 243V244H160ZM166 243V244H165ZM82 245V246H81ZM125 245V246H124ZM134 246V248L132 247V246ZM163 245V246H162ZM166 245V246H165ZM89 246H91V247H89ZM103 246V247H102ZM125 247V249H124V247ZM129 246V247H128ZM131 246V247H130ZM82 247V248H81ZM88 247V248H87ZM107 247V248H106ZM108 247H109V249H108ZM114 247H115V249H114ZM160 247H161V249H160ZM167 247V248H166ZM169 247V248H168ZM100 248V249H99ZM104 248V249H103ZM113 248V249H112ZM123 248V249H122ZM136 248V249H135ZM157 249V250H155V251H157V252H152L151 250L152 249ZM90 249H92V250H90ZM106 249V250H105ZM118 251H117V250ZM138 249V250H137ZM159 249V250H158ZM167 249V251L165 252V250ZM107 250H109V252L107 251ZM113 250V251H112ZM115 250V251H114ZM127 250H129V251H127ZM144 250V251H143ZM153 250V251H154ZM161 250V251H160ZM91 251V252H90ZM112 251V252H111ZM133 251H142L141 253L143 254V255H145L146 256V258H142V254L141 255H138L137 256V254L135 253L134 254V252H133V254H132V252ZM158 251H160V252H158ZM164 251V252H163ZM3 252V253H2ZM88 252H90V253H88ZM126 252H127V255H124V253L126 254ZM129 252V253H128ZM150 252V253H149ZM164 254L163 256H162V253ZM120 253V254H119ZM123 253V256L121 255ZM145 253V254H144ZM149 254V255H146V254ZM155 253H158L159 255H160V257L162 258H159V256L157 257V256H155ZM105 254V255H104ZM129 254V255H128ZM130 254H131V256L133 255L134 256V259L136 258L137 259V261H136V259L134 260L133 258H131V256H130ZM151 254V255H150ZM153 254H154V256H153ZM166 254H168L167 256H166ZM120 255H121V257H120ZM127 256V257H126ZM130 256V257H129ZM132 256V257H133ZM136 256V257H135ZM139 256H141V258H139ZM150 256V257H149ZM153 257V259H152V257ZM169 256V257H168ZM102 257V258H101ZM114 257V258H113ZM119 257H120V260H119ZM138 257V258H137ZM123 258V259H122ZM125 258H126V261H124L125 260ZM131 258V260H134L135 261V263H132V261L130 260V262H129V259ZM168 258V259H167ZM106 261H105V260ZM140 259V260H139ZM142 259H145V260H142ZM149 259V261H147ZM152 261H151V260ZM156 259V260H155ZM166 259V260H165ZM116 260V261H115ZM122 260V261H121ZM167 260H168V262H167ZM124 261V262H123ZM128 261V262H127ZM146 261V262H145ZM153 261H155L154 263H153ZM121 262V263H120ZM150 262V263H149ZM158 263H156V264H158ZM141 264V263H140ZM169 264H172V260H171V262H169ZM176 264H178V262L176 261Z\"/></svg>",
  "mask_w": 264,
  "mask_h": 264
}]
</instances>
